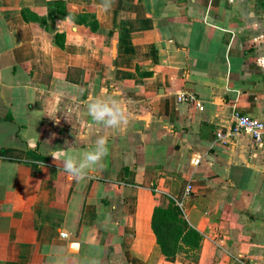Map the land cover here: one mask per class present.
<instances>
[{"label":"crops","instance_id":"1","mask_svg":"<svg viewBox=\"0 0 264 264\" xmlns=\"http://www.w3.org/2000/svg\"><path fill=\"white\" fill-rule=\"evenodd\" d=\"M54 1L0 0V264H264V142L216 140L235 114L264 122L257 0H61L97 31ZM98 95L123 101L128 123L92 121ZM98 137L103 168L83 180L52 157ZM164 195L184 203L198 251L162 255Z\"/></svg>","mask_w":264,"mask_h":264},{"label":"trees","instance_id":"2","mask_svg":"<svg viewBox=\"0 0 264 264\" xmlns=\"http://www.w3.org/2000/svg\"><path fill=\"white\" fill-rule=\"evenodd\" d=\"M53 5L57 9V13L67 16L73 24H86L91 30H98L97 22L91 13L87 11L76 13L67 10L64 2L61 0H55ZM256 7L257 10L264 14V0H257ZM21 14L27 22L34 18L38 19L37 16L35 17L28 10H22ZM63 40V35L56 34L54 36L55 44L60 47L63 46ZM162 198L163 202L153 210L151 221L152 231L162 255L171 257L180 253L188 255L190 251H198L201 240L199 233L187 224L182 210L177 206L173 198L167 195H164Z\"/></svg>","mask_w":264,"mask_h":264},{"label":"clouds","instance_id":"3","mask_svg":"<svg viewBox=\"0 0 264 264\" xmlns=\"http://www.w3.org/2000/svg\"><path fill=\"white\" fill-rule=\"evenodd\" d=\"M110 6V0H107L106 7ZM87 110L92 121L107 129L120 128L128 123L127 108L124 102L115 98H106L100 95L90 97ZM107 153L106 138L98 137L94 147L77 156L55 152L52 157L55 161H62L63 170L69 177L83 180L90 171L103 168V161Z\"/></svg>","mask_w":264,"mask_h":264},{"label":"built area","instance_id":"4","mask_svg":"<svg viewBox=\"0 0 264 264\" xmlns=\"http://www.w3.org/2000/svg\"><path fill=\"white\" fill-rule=\"evenodd\" d=\"M178 102H186L189 104H197V100L192 94L180 93L177 95ZM244 134L251 139L253 147H258L264 142V122L255 118H249L241 115H234L233 125L229 130H219L216 133V140L222 144H226L230 138ZM190 187L185 189L186 195L190 192ZM177 206L183 211L184 203L176 201ZM65 237V234H61Z\"/></svg>","mask_w":264,"mask_h":264}]
</instances>
